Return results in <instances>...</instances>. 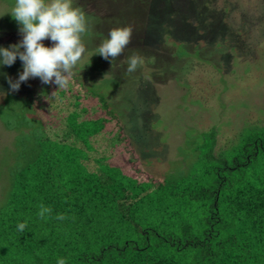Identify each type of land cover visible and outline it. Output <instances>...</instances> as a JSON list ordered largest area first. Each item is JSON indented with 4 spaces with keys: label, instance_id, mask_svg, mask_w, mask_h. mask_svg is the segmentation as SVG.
<instances>
[{
    "label": "trees",
    "instance_id": "16d2710c",
    "mask_svg": "<svg viewBox=\"0 0 264 264\" xmlns=\"http://www.w3.org/2000/svg\"><path fill=\"white\" fill-rule=\"evenodd\" d=\"M85 88L72 74L64 89L40 81L26 96L0 93V123L15 133L0 264H264V125L219 150L216 128L192 136L185 169L144 180L105 129L104 96Z\"/></svg>",
    "mask_w": 264,
    "mask_h": 264
},
{
    "label": "rangeland",
    "instance_id": "374dc122",
    "mask_svg": "<svg viewBox=\"0 0 264 264\" xmlns=\"http://www.w3.org/2000/svg\"><path fill=\"white\" fill-rule=\"evenodd\" d=\"M14 4L0 0V47L6 49L23 38L11 16ZM73 6L85 13L90 29L73 74L86 90L104 96L107 108L97 112H111L105 129L119 135L118 156L134 177L161 181L185 169L191 137L211 128L219 150L246 125H264V0H73ZM128 26L133 38L120 57L96 53L111 29ZM172 41L187 55L177 57ZM42 43L53 46L49 39ZM135 54L144 63L128 73ZM22 70L19 58L0 66V93H11L8 78L15 82ZM40 81L30 78L17 92L26 96ZM14 135L0 123V208Z\"/></svg>",
    "mask_w": 264,
    "mask_h": 264
},
{
    "label": "clouds",
    "instance_id": "9594fccd",
    "mask_svg": "<svg viewBox=\"0 0 264 264\" xmlns=\"http://www.w3.org/2000/svg\"><path fill=\"white\" fill-rule=\"evenodd\" d=\"M11 16L20 25L23 38L7 49L0 47V66L10 67L19 58L23 70L15 82L8 78L10 91H18L21 83L30 78H39L45 85L55 84L58 89L67 88L73 70L86 52L82 37L90 32L82 9L74 7L73 0H15ZM132 38L131 26L111 29L96 53L105 60H116ZM45 39L52 41L53 46L45 47L42 43ZM143 63L142 56L132 55L126 71L132 73ZM51 211L50 207L40 204L37 215L46 220ZM55 218L66 219L63 214ZM26 227L27 221L19 223L17 230L23 232ZM57 264H66V261L59 258Z\"/></svg>",
    "mask_w": 264,
    "mask_h": 264
}]
</instances>
